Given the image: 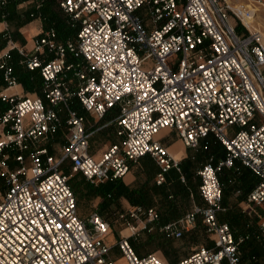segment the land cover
Returning a JSON list of instances; mask_svg holds the SVG:
<instances>
[{
	"label": "built area",
	"instance_id": "1",
	"mask_svg": "<svg viewBox=\"0 0 264 264\" xmlns=\"http://www.w3.org/2000/svg\"><path fill=\"white\" fill-rule=\"evenodd\" d=\"M53 1L76 27L74 36L61 41L44 30L29 51L11 47L0 56L6 88L16 84L7 64L13 49L41 79L40 96L0 93V264H239L242 238L218 219L225 211L218 173L238 162L257 178L242 209L255 215L264 239V46L259 31L245 23L264 0ZM6 3L0 0L1 18ZM0 36L11 41L6 30ZM111 110L114 117L94 127ZM107 125L117 141L94 157L90 137ZM161 131L185 149L195 151L212 136L224 150L222 159L212 164L208 158L195 172L202 204L158 227L164 238L177 240L199 221L209 242L174 263L137 255L129 243L138 223L157 222L154 208L130 209L135 225L126 222L108 245L110 223L97 211L77 216L63 173L97 185L121 180L148 156L159 169V185L164 173L178 170L157 137ZM112 248L121 263L110 256Z\"/></svg>",
	"mask_w": 264,
	"mask_h": 264
},
{
	"label": "trees",
	"instance_id": "2",
	"mask_svg": "<svg viewBox=\"0 0 264 264\" xmlns=\"http://www.w3.org/2000/svg\"><path fill=\"white\" fill-rule=\"evenodd\" d=\"M26 1H32V2L28 4L26 8L18 7V4L20 2H26ZM34 1L40 2V6L37 10L34 9ZM52 7H55L57 10H59L55 6L53 0H7V3L3 10L4 17L3 18L0 17V22L4 21L7 24H12V26L14 27V30L9 33L11 41H15L17 39L20 40V36L17 33L16 29L30 22L33 19L32 17H35L37 15L39 16L42 23V31L48 29L54 30L56 38L61 41L67 38H72L76 32V27L71 26L70 23H68V20L66 19L65 16L62 19L59 18L55 14V11L52 9ZM5 41L6 40L0 36V50L4 47ZM22 59L23 58L17 53L16 50L13 49L9 51V59L7 60V64L11 67L12 70L11 75L14 78L15 83L19 84L24 92L35 93L37 96H40L41 79L37 71H28L27 69H25V67L22 64L19 63V61H21ZM0 88L2 89L6 88V84L2 79L1 71H0ZM72 108L75 109L79 115L85 117L86 115L85 112H83V110L75 102H73ZM115 114L116 111L111 110L101 120H105L106 118L110 120L111 118L114 117ZM108 126H112V125H107L103 128L98 129L97 131H94L93 133L95 132L97 133L98 131L105 129ZM113 135H114V131H113ZM195 152H198V156L196 157L197 162L198 161L200 162L202 160L203 162H205L208 158H211L212 164H215L218 160L222 159L224 156L223 148L216 140L212 138V136H207L200 143L199 147L195 150ZM136 162L140 164L141 170L145 175V180L141 184L135 187H128L124 185L121 182V180H114L109 182L107 181L101 184L91 185L88 182H86L80 175H79L80 179L73 178L71 180H68V185L74 195L75 202H76V198H80L83 195H87L92 198L99 197L101 199V202L99 204L98 213L100 216H102L101 213L105 211V208H109L111 202L115 199L124 198L131 206L147 207L148 205L151 204L152 197H158V200L161 203L160 207L163 213L161 215V213L158 212L160 218L159 223L165 224L167 222L176 220L186 212L189 197H194L195 199L197 198L199 199L197 194L198 179L196 176H194L196 180H192L193 171L190 167H188L189 166L188 160L187 161L181 160L180 162H178L176 167L178 170L172 168L168 170L166 173H164L163 182L159 185H155V176L159 172V169L156 166V164L148 156L141 157ZM183 163H185L186 167L182 166ZM201 164H199V166ZM240 167L242 166L240 165ZM229 169H233L235 172H237V175L239 174V169L237 168L236 162H234L232 167ZM63 170H68V169H63ZM179 170H181L182 175L180 174ZM224 170L226 169H222L218 173V180L221 184V188L223 184L220 181V175L223 174ZM242 176H240L239 183H237V185L239 188L241 187L242 190L245 192V195L243 197L245 199V196L248 193L247 188L251 185V180L249 175L245 174ZM180 177L183 178L182 182L180 181ZM177 182L183 185L180 187L179 189L180 191L176 192L175 189H172V191H170L167 186H173L174 183ZM175 194L179 195L180 198L179 204H176L174 201H172V197L175 196ZM107 195H109L110 197L107 198L106 197ZM222 198H223V192L221 197V205L223 206L224 201ZM224 213H226V209L224 212L218 214V219L220 221L226 222L229 225L230 229L232 230L233 237L235 239H237L240 236L247 237V239L242 244H247L246 246H248V248L245 251L242 249L241 257L243 259L246 257L247 258L254 257V262L252 264H264V245L261 246V248L255 246V243L259 241L260 238H262L259 235L258 230L254 231V229L251 226L245 224V221L240 219V215L238 214H232L231 216L228 215L225 218V220H223L220 217V215L222 216V214ZM102 217L105 218L104 216ZM234 228L237 232L233 231ZM192 231L189 232L193 238ZM156 237H159L157 239L158 244H167L168 240L165 239L161 233L157 231H153L147 234L148 240H152ZM129 243L133 248L134 252L137 251L136 248H134L132 242L130 241ZM174 262L175 261L169 263H174Z\"/></svg>",
	"mask_w": 264,
	"mask_h": 264
},
{
	"label": "rangeland",
	"instance_id": "3",
	"mask_svg": "<svg viewBox=\"0 0 264 264\" xmlns=\"http://www.w3.org/2000/svg\"><path fill=\"white\" fill-rule=\"evenodd\" d=\"M254 7H255V10H254L255 11L254 13L255 14V19H254L255 28L259 29L260 32L264 34V6L255 5ZM52 9L55 11V14L59 18L61 19L64 18V15L59 10H57L55 7H52ZM259 17L261 19H259ZM237 26L239 27V25ZM236 31L238 33H241L239 28H236ZM261 43L264 46V42L261 41ZM29 47H30V44H29ZM263 77H264V69H263ZM85 118H86V122H85L86 127L91 126L92 121L89 118V116L85 115ZM108 120H109L108 118H106L105 120H101L98 123V125L104 124L108 122ZM162 132L163 134L165 133V131H162ZM115 141H116V138L113 135L112 126H108L105 129L98 131L97 133L96 132L93 133L90 139V145L91 147H93L92 148L93 155L94 156L97 155L108 144L113 143ZM160 141L164 146L168 147L171 144V147L174 146L173 148L183 151V148L180 142L172 134L164 135ZM53 147L55 150L58 149V145H55ZM168 151L170 153L169 149ZM197 156H198V152H195L193 150H189V151L186 150L185 157H181L180 160H178V162H180L181 160H186V161L188 160V165H189L188 167H190L193 171L192 180H196L194 177L195 176L194 172L198 168L199 164L203 163V160L200 162L196 161ZM182 166L186 167L185 163H183ZM237 168L239 169L238 166ZM63 172L66 173L65 175L69 176V180L73 178L80 179L79 174L71 173L68 170H63ZM179 172L182 175L181 170H179ZM235 174L236 172L233 169H226L223 172V174L220 175V181L222 182L225 188V191H226L224 202H223V207L226 209V213L222 214V216L220 215V217L223 220H225V218L228 215L231 216L232 214H238L240 215V219L244 220L245 224H247L248 226H251L255 231L257 230L256 228L257 218L252 212L250 214H247L245 211H243L242 209L243 202H244L243 197L245 195V192L242 190L241 187L240 188L238 187L237 183H239L240 177H236ZM129 177L131 178L130 179L131 182L127 185L128 187L138 186L145 180V175L143 171L141 170L140 164L138 162H135L134 164H132L130 168ZM228 179L230 180L229 183L226 182ZM127 180H128V177L125 178V182H127ZM181 186L183 185L177 182V183H174L173 186H167V187L170 191H172V189H175V191L178 192L180 191L179 189ZM172 201H174L176 204H179L180 203L179 195L175 194V196L172 197ZM100 202H101V199L99 197L92 198L90 196L83 195L80 198H76L77 216L80 218H83L91 211L98 212ZM160 204L161 203L158 200V197H152L150 205H148L147 207H144V206H139V207H142V208L152 207L156 210L157 214L159 212L162 215L163 213H162ZM198 204H201L198 198L195 199L194 197H189L187 210H189L192 207V205H198ZM134 207H138V206H131L127 202L126 199L118 198V199L113 200L109 208H105V211L101 213L102 216H104L106 220L110 223L111 231H110L109 236L106 238V243L108 245H113V243L117 239L118 231H121L122 229H124V227L126 226L125 225L126 222L135 225L136 222H132L133 220H130V218H128V215H127V212ZM254 210L256 213L259 214V211L257 209H254ZM120 214L123 215V218L118 217ZM158 217H159V214H158ZM142 219L143 217L139 218L140 221ZM159 222H160V218H158L157 222L155 223H152L150 225L145 224L144 228L142 227L141 223H138L136 225L138 228L137 231L135 232L133 236H130L128 240L129 242L131 241L134 248H136L137 251L135 252L137 254L141 255V254H146V253H153L166 262H173L181 257L187 256L195 247H198L201 245L202 246L207 245L205 243L208 241L198 221H197L198 223L195 224L194 228L189 230L190 232L193 230L192 231L193 238L190 235V232L188 231L189 233H185L183 237L180 239H177V240L167 239L168 240L167 244H158L157 239L159 237H156L152 240H148L147 234L149 232L150 233L153 231L159 232L158 227L162 225ZM235 228L233 231H236ZM127 233L128 231H122L123 235H126ZM240 238H242V241L238 246L239 264H252L254 262V257H249V258L246 257L244 259L241 257L242 249L245 251L247 250L248 246H246L247 244H242L246 239H243L244 238L243 236H240ZM263 245H264L263 238H260V240L255 243V246L259 248H261V246ZM110 256L118 260V263L122 262L121 257L119 256V253L117 252V250L113 248L110 250Z\"/></svg>",
	"mask_w": 264,
	"mask_h": 264
},
{
	"label": "crops",
	"instance_id": "4",
	"mask_svg": "<svg viewBox=\"0 0 264 264\" xmlns=\"http://www.w3.org/2000/svg\"><path fill=\"white\" fill-rule=\"evenodd\" d=\"M26 2H29V1H26ZM28 4H30V3H28ZM28 4H26L24 7L23 6L22 7H19L18 6V7L19 8H26L28 6ZM3 30H6L8 33H10V32H12L14 30V27L12 26V24H7L6 22L2 21V22H0V32H2ZM16 31H17V33L20 36V40L17 39L15 41H10L11 43L10 42H6L5 45H4V47L0 50V56H2L11 47H14L15 49H21V50H23L25 52L29 51L30 48H31L32 38L34 36H36L37 34H39L42 31V23H41V20L40 19L33 18L27 24L23 25L22 27L17 28ZM29 44H30V47H29ZM0 93L5 94V95H10V94H17V95H23V94L36 95L35 93H26V92H24L23 89H22V87L19 84H14L13 86H10V87L5 88V89L0 88ZM2 107H3L2 104H0V110L2 109ZM98 123L94 127L100 126V125H98ZM164 135H170V134H167V132L165 131V133L163 135H161V136H158L157 135V137L160 138V140H161V138ZM165 147L168 150L170 148H173L174 146L171 147V144H170L168 147L167 146H165ZM92 148L93 147H91L90 142H89V153L91 152L90 154L92 156H94L93 155V152H92ZM186 150L189 151V149L183 148V156L182 157H185ZM97 155H95L94 157H96ZM236 165L239 167V174L237 175V172H236V174H235L236 177H240L243 174H246V175H249L250 176L251 185L247 188L248 189V192H249L253 188V186L255 185V183L257 182V178L255 176H253L246 168L240 167V164L238 162H236ZM129 173H130V169H129V172L121 179V182L124 185H126V186L131 182V180H130L131 178L130 177H132V176L129 177ZM126 177H128L127 182H125V178ZM229 181L230 180L228 179L226 182L229 183ZM222 192H223V198L222 199L224 201L225 193H226L224 186H222ZM201 204H202V202H201ZM201 204H198V205H201ZM205 244L209 245V242H206Z\"/></svg>",
	"mask_w": 264,
	"mask_h": 264
},
{
	"label": "bare ground",
	"instance_id": "5",
	"mask_svg": "<svg viewBox=\"0 0 264 264\" xmlns=\"http://www.w3.org/2000/svg\"><path fill=\"white\" fill-rule=\"evenodd\" d=\"M262 6V5H261ZM254 13H255V11H254ZM254 19H255V14H254V16H253V18H252V20H246V24H247V26L249 27V28H255V24H254ZM257 19V18H256ZM259 19H261L260 17H259ZM256 30H258L259 31V33H260V37H261V41L262 42H264V34L263 33H261L260 32V30L259 29H257V28H255ZM262 44V43H261ZM163 134V132L161 131L159 134H158V136H161ZM170 150V156L173 158V160L175 161H178V160H180V158L183 156V151L182 150H179V149H175V148H170L169 149ZM168 151V150H167ZM169 153V152H168ZM109 236V235H108Z\"/></svg>",
	"mask_w": 264,
	"mask_h": 264
},
{
	"label": "snow or ice",
	"instance_id": "6",
	"mask_svg": "<svg viewBox=\"0 0 264 264\" xmlns=\"http://www.w3.org/2000/svg\"><path fill=\"white\" fill-rule=\"evenodd\" d=\"M71 2V0H69V3Z\"/></svg>",
	"mask_w": 264,
	"mask_h": 264
}]
</instances>
